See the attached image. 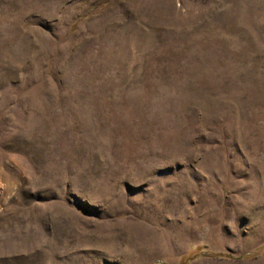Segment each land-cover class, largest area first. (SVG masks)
Here are the masks:
<instances>
[{
	"label": "rangeland",
	"instance_id": "374dc122",
	"mask_svg": "<svg viewBox=\"0 0 264 264\" xmlns=\"http://www.w3.org/2000/svg\"><path fill=\"white\" fill-rule=\"evenodd\" d=\"M264 264V0H0V264Z\"/></svg>",
	"mask_w": 264,
	"mask_h": 264
},
{
	"label": "trees",
	"instance_id": "16d2710c",
	"mask_svg": "<svg viewBox=\"0 0 264 264\" xmlns=\"http://www.w3.org/2000/svg\"><path fill=\"white\" fill-rule=\"evenodd\" d=\"M193 258V255H186L185 257L182 258L181 262L179 264H186L190 259Z\"/></svg>",
	"mask_w": 264,
	"mask_h": 264
}]
</instances>
